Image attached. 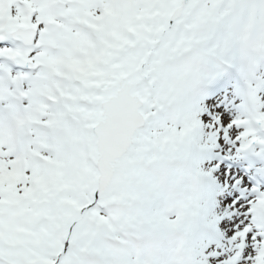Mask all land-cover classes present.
Masks as SVG:
<instances>
[{
	"label": "snow or ice",
	"instance_id": "obj_1",
	"mask_svg": "<svg viewBox=\"0 0 264 264\" xmlns=\"http://www.w3.org/2000/svg\"><path fill=\"white\" fill-rule=\"evenodd\" d=\"M0 264H264V0H0Z\"/></svg>",
	"mask_w": 264,
	"mask_h": 264
}]
</instances>
